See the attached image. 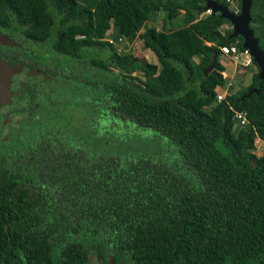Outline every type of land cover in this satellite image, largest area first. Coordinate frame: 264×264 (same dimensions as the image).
<instances>
[{"label": "trees", "instance_id": "trees-1", "mask_svg": "<svg viewBox=\"0 0 264 264\" xmlns=\"http://www.w3.org/2000/svg\"><path fill=\"white\" fill-rule=\"evenodd\" d=\"M205 11L204 0H0V29L38 45L26 56L57 81L45 94L26 86L27 122L0 135V264H264V79L252 60L250 84L217 101L221 49L243 40ZM158 12L182 23L140 33ZM250 15L264 52V0ZM110 31L138 36L158 64L121 54Z\"/></svg>", "mask_w": 264, "mask_h": 264}, {"label": "flooded vegetation", "instance_id": "flooded-vegetation-1", "mask_svg": "<svg viewBox=\"0 0 264 264\" xmlns=\"http://www.w3.org/2000/svg\"><path fill=\"white\" fill-rule=\"evenodd\" d=\"M0 35L10 38V41L6 44L0 41V60L6 62L8 66L19 67L21 69L19 75L15 76L17 79L12 77L10 82L4 84L2 88L3 90H7L8 88L9 98L6 95L3 97L4 93L0 96L1 135L4 133L3 131L8 132V134L14 133L21 126L22 120L20 119L22 115L16 111L20 110L21 107H28L30 104L26 86L30 88L34 87L37 94L40 91L42 94H45L46 91H51V87L57 84V81L54 77L46 73L44 69L39 68L36 58H32L31 60L27 57L28 54H33L37 57L39 53L38 45L31 46L26 43L27 41L20 33H12L9 29H0ZM51 83H54V85L51 86ZM41 98L51 101L50 97L44 95ZM63 99L60 97L61 102ZM2 139L5 140V136Z\"/></svg>", "mask_w": 264, "mask_h": 264}, {"label": "rangeland", "instance_id": "rangeland-1", "mask_svg": "<svg viewBox=\"0 0 264 264\" xmlns=\"http://www.w3.org/2000/svg\"><path fill=\"white\" fill-rule=\"evenodd\" d=\"M230 1H231V4H229V10L234 11L235 7L238 8L237 7V1L236 0H230ZM238 10L240 12L239 8H238ZM207 14L208 13L205 11L202 14V16L207 15ZM181 23H182V17L181 16L179 18H177L176 20L172 21L170 24L167 20L165 13L158 12L157 14H154L151 17L150 21L145 23V25L141 29L140 33H142L147 28H155L159 31H164V30L167 31V30L174 28V27L177 28V26H179ZM228 29L232 30V28L229 25H225L224 27H222V31L228 30ZM106 38L112 39V32L111 31L107 34ZM115 48L121 54H128V55L132 56L137 61L146 62L149 64H158L156 57L153 55V53L149 49L144 47L142 41L138 38V36H136L134 39L123 38L122 43L118 42L115 44ZM2 62L3 63L1 64V67H3V69L1 68V73H2V75L6 76L8 82H10L12 77L19 75V72L21 71V69L19 67L8 66L6 64V62H4V61H2ZM240 63H241V61L239 60V62H237V65H239ZM225 64H226L227 69H225L223 71L222 75H223V77L229 76V79L232 82V87H233L234 92L239 91V90L245 88L246 86H248L251 82L252 75L257 72V69L255 68V66L254 67L252 66L250 69H248L246 71V73L240 74V73H237V71H239L240 69L237 67L238 69L236 71H234V68L228 65L229 64L228 60H226ZM74 69H76V67H74ZM131 76L141 77V74L139 72H137V73L131 74ZM15 79H17V77H15ZM4 80H6V78H4ZM2 90H1V94H3V91H4V90L3 91ZM226 90H228V87H227V89L225 88V90L220 91L218 94L224 93V95H225ZM68 93H70L72 95L70 90H67V95H69ZM63 98L66 99V97H63ZM55 109L56 108L49 109L48 113L53 114V110H55ZM71 111L73 112V109L68 108L67 112L70 113ZM45 113L46 112L42 113V117H45ZM91 118L93 119L94 117L84 115V116H82L81 120L84 123L90 124V122L92 120ZM20 120H22L24 122V124L27 122L26 118H21ZM255 147H256V149L254 151V154L257 157H264V144H261V142H258L256 144V141H255ZM144 152L154 153V152H156L155 147L152 145H149V147L145 148ZM142 154H140V155H142ZM91 260H92L91 264H98L97 260H95V259L93 260L92 257H91ZM123 264H129L128 259H125Z\"/></svg>", "mask_w": 264, "mask_h": 264}, {"label": "water", "instance_id": "water-1", "mask_svg": "<svg viewBox=\"0 0 264 264\" xmlns=\"http://www.w3.org/2000/svg\"><path fill=\"white\" fill-rule=\"evenodd\" d=\"M204 1L206 11L210 10L211 13H218L220 18L227 20L231 24L232 33L230 39L237 37L242 38V47L248 50L253 62L259 69L258 79H264V52L261 50L259 41L250 28L252 0H240V12L238 14L232 13L228 6L218 3L216 0ZM2 63L3 62L0 60V96H2L1 90L4 87L3 85L8 83L7 77L1 73V68L3 69V67H1ZM215 63L216 56L213 57L211 64L203 71V74L207 75L208 73H214ZM4 78H6V80H4ZM5 91L6 90H4L3 93Z\"/></svg>", "mask_w": 264, "mask_h": 264}, {"label": "built area", "instance_id": "built-area-1", "mask_svg": "<svg viewBox=\"0 0 264 264\" xmlns=\"http://www.w3.org/2000/svg\"><path fill=\"white\" fill-rule=\"evenodd\" d=\"M226 2L231 4L230 0H226ZM206 12L208 14L211 13L210 10H207ZM231 12L234 14H238L239 10H238V8L235 7L234 11H231ZM122 40H123L122 38L118 39V41L121 43H122ZM108 42L110 44H113V45L116 44V42L112 39H108ZM221 53H222V57L224 59L228 60V62H229L228 65L234 68V71H236L238 68L240 69L239 71H237V73H240V74L246 73V71L248 69H250L252 66L254 67L253 62H252V57L250 56L248 50H246L244 48H243V50H239L236 45H231L230 47L222 48ZM239 60L241 61V63L239 65H237V62H239ZM226 69H227V67H226ZM222 74H223V72H222ZM223 78L228 79L227 84L224 87V90H225V88L227 89V87H228V90L225 91L226 92L225 95H224V93L223 94L222 93L217 94V101H221L226 97V95L234 93V91L232 90V88H233L232 82L230 81L229 76H226ZM234 117L238 121L239 125L244 126L247 124L246 114L244 112H236Z\"/></svg>", "mask_w": 264, "mask_h": 264}, {"label": "crops", "instance_id": "crops-1", "mask_svg": "<svg viewBox=\"0 0 264 264\" xmlns=\"http://www.w3.org/2000/svg\"><path fill=\"white\" fill-rule=\"evenodd\" d=\"M255 141H256V144H257L258 142H261V144H264V142L261 141V140H259V139H256Z\"/></svg>", "mask_w": 264, "mask_h": 264}]
</instances>
